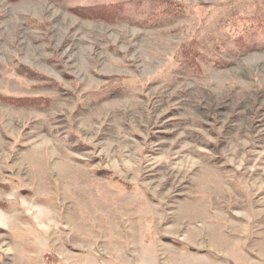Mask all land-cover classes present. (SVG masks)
<instances>
[{
  "label": "rangeland",
  "instance_id": "rangeland-1",
  "mask_svg": "<svg viewBox=\"0 0 264 264\" xmlns=\"http://www.w3.org/2000/svg\"><path fill=\"white\" fill-rule=\"evenodd\" d=\"M100 1L0 0V264H264V0Z\"/></svg>",
  "mask_w": 264,
  "mask_h": 264
},
{
  "label": "trees",
  "instance_id": "trees-1",
  "mask_svg": "<svg viewBox=\"0 0 264 264\" xmlns=\"http://www.w3.org/2000/svg\"><path fill=\"white\" fill-rule=\"evenodd\" d=\"M77 10L80 15L88 13L91 18L106 22L126 21L144 24L148 20L157 19L156 17H165L175 11H182L183 5L174 0H103L83 5ZM187 55L191 56V51ZM0 99L10 104H27L26 99L20 97L0 95ZM35 102L32 100L30 104Z\"/></svg>",
  "mask_w": 264,
  "mask_h": 264
}]
</instances>
